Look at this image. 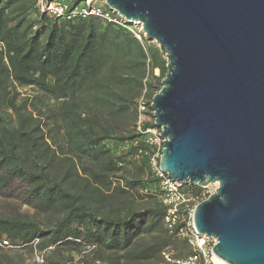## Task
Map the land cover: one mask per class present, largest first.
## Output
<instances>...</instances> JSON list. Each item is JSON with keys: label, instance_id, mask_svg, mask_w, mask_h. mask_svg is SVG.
Masks as SVG:
<instances>
[{"label": "trees", "instance_id": "obj_1", "mask_svg": "<svg viewBox=\"0 0 264 264\" xmlns=\"http://www.w3.org/2000/svg\"><path fill=\"white\" fill-rule=\"evenodd\" d=\"M141 38L100 17L55 19L33 0H0V197L33 212L0 214V242L10 245L0 246V264H16L4 253L15 248L150 264L187 246L181 225L166 228L151 149L136 129L138 99L145 91L150 101L167 72ZM18 87L37 95L20 97Z\"/></svg>", "mask_w": 264, "mask_h": 264}, {"label": "water", "instance_id": "obj_2", "mask_svg": "<svg viewBox=\"0 0 264 264\" xmlns=\"http://www.w3.org/2000/svg\"><path fill=\"white\" fill-rule=\"evenodd\" d=\"M92 1L166 58L150 104L160 169L176 185H217L194 228L227 264H264V0Z\"/></svg>", "mask_w": 264, "mask_h": 264}, {"label": "built area", "instance_id": "obj_3", "mask_svg": "<svg viewBox=\"0 0 264 264\" xmlns=\"http://www.w3.org/2000/svg\"><path fill=\"white\" fill-rule=\"evenodd\" d=\"M33 1L40 12L47 14L51 18L59 19L65 17L69 19L74 17H100L104 21L128 29L138 41H141V37L145 38L141 26L137 27L134 24H128L117 14L110 11L102 1L98 3L97 1L87 0L84 3L81 2V4L71 10H69L68 3L63 1ZM158 73V70H154L156 77H158ZM144 94L145 91L137 101L138 121L136 129L138 132L145 135V142L151 149V153L149 154V167L154 177L158 180L161 199L163 204L167 207V214L164 219L166 228L169 231H173L178 225H181L178 229L177 236L185 240L191 251L188 256L181 259H172L169 253L166 252H162V256L172 264H214L212 249L216 244V240L200 235L196 231L193 225V212L197 204L205 200L215 191L217 185L210 184L202 188L203 194L201 196H194L185 192L182 189V185H176L175 181L160 169L159 163L164 149V144L162 143L164 140L161 137L162 130L154 125L148 127L145 131H142L143 123L152 121L154 124L152 117L150 118V115H147V112L150 109L151 100L148 101ZM206 188H208L207 191H205ZM0 246L10 247L6 240L0 242ZM39 256L40 257H37V259L39 263H42L43 256Z\"/></svg>", "mask_w": 264, "mask_h": 264}, {"label": "rangeland", "instance_id": "obj_4", "mask_svg": "<svg viewBox=\"0 0 264 264\" xmlns=\"http://www.w3.org/2000/svg\"><path fill=\"white\" fill-rule=\"evenodd\" d=\"M97 2L99 3L101 1H97ZM148 43L154 47H158L155 41H148ZM160 87H161V84H160ZM16 92L19 94L20 97L37 95V92L33 88H19L18 87L16 89ZM147 115H150V118L152 117L153 119L151 109L148 110ZM207 190L208 188L205 189V191ZM16 211L19 213H27V214L33 213L27 206H23V205L21 206L20 203L14 197L13 198L0 197V214L2 213L9 214V213L16 212ZM165 252L169 253L170 257L172 256L174 258V256L177 255L178 258H181L187 255L188 252H190V250L185 244L178 243L175 247H173L172 249L170 248L166 250ZM4 253L7 258L11 259L16 264H51V262L52 264H56V263L57 264H84L85 263L82 261L83 256H80L79 254L72 253V252L71 253L62 252L59 255H53L49 251L48 253H46V256H45L47 258L46 259L44 258L42 263H39L37 259V257L38 258L40 257L38 252L31 253L28 250L15 248V249H6ZM88 264H91V263H88ZM150 264H172V263L162 258L161 260L154 261Z\"/></svg>", "mask_w": 264, "mask_h": 264}, {"label": "bare ground", "instance_id": "obj_5", "mask_svg": "<svg viewBox=\"0 0 264 264\" xmlns=\"http://www.w3.org/2000/svg\"><path fill=\"white\" fill-rule=\"evenodd\" d=\"M215 185H216V183H215ZM213 263L214 264H227L226 262L222 261L221 259H219L216 256H213Z\"/></svg>", "mask_w": 264, "mask_h": 264}]
</instances>
